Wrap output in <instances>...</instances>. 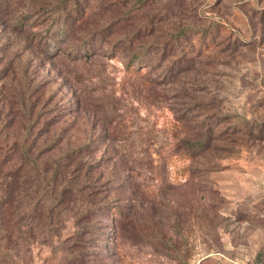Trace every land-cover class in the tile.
<instances>
[{
	"label": "rangeland",
	"instance_id": "obj_1",
	"mask_svg": "<svg viewBox=\"0 0 264 264\" xmlns=\"http://www.w3.org/2000/svg\"><path fill=\"white\" fill-rule=\"evenodd\" d=\"M55 1L0 0V178L16 164L34 175V185L48 184V195L25 188L8 194L0 179V264H264V0H78L88 16L75 27L79 35L110 18L111 40L145 24L151 35L141 41L154 42L183 25L227 28L203 41L211 47H186L188 71L164 81L160 66L175 62L171 52L158 62L157 50L143 77L103 49L89 62L72 57L68 45L45 55L31 40V26L43 22L41 5ZM225 36L236 39L232 51ZM79 40L68 43L77 47ZM27 117L31 134L23 131ZM209 117L212 145L189 160L177 145L198 138ZM67 128L73 146L109 138L102 150L70 162L83 174L106 158L105 168L87 173V184L120 170L131 178L96 201L114 197L128 206L129 193L136 200L132 210L123 208L128 222L97 217L101 230L88 246L76 245L75 209L62 205L60 178L51 170L61 153L54 140ZM11 137L33 141L13 152ZM170 156L178 158L165 168Z\"/></svg>",
	"mask_w": 264,
	"mask_h": 264
},
{
	"label": "trees",
	"instance_id": "obj_2",
	"mask_svg": "<svg viewBox=\"0 0 264 264\" xmlns=\"http://www.w3.org/2000/svg\"><path fill=\"white\" fill-rule=\"evenodd\" d=\"M86 11L87 8L84 10V8L78 6V0H56L54 4L49 3L47 5H41L40 12L43 16V22L41 24L32 23L31 40L35 41L39 46H41L42 52L48 56L56 55L61 51L63 45H68V52H70V55L72 54V57L77 58L76 60H84L86 62L90 61V57L93 53L98 54L99 52L97 51L103 49L106 55L121 59L125 64V70L138 77L144 76L143 71H145V69L148 71L153 70V54L156 55L157 53L155 52L157 50L160 52V58L158 62H160V59L166 61L167 57H169V55L172 53L170 56L175 59V62L171 63L172 67L170 65V67H162V65L160 66L161 68L166 69L165 72L159 75V81H164L174 77V75H179L181 72L188 71V62L183 60V55L186 53V47H188V49H192V43L194 41H196L199 48L201 46L205 48L209 46L211 47L214 44H203L205 43L203 41H207L208 38L212 41L214 35H225L227 31V28L222 30V26L219 27V24H215L210 29L203 28L199 30L196 29L199 27L183 25L179 26L177 30L173 32L168 31L162 42H154L150 40L141 41L144 37H149L151 35H147L148 24H145L144 27H136L132 30V32L119 34L118 38L111 40V36L116 33V30H113L112 26L109 27V25H111L110 22L114 23V21H116L113 18H110L111 20L108 22L109 24L107 26H105V23L107 22H104L100 27L98 26L96 30L89 29L83 35H79L76 32L75 27L78 24V21H87L88 16L86 15ZM71 36H77L80 38V43L77 47L69 45L68 41ZM224 38L225 44L223 43L224 40L222 43L224 44L225 50L232 51L235 49L237 46L236 39L230 41L229 36H225ZM149 81L156 83L155 80ZM26 101L28 100H23V104L21 102V104L24 105V109H27L26 107H28V102ZM30 105L32 107L33 104L30 103L29 106ZM177 121L179 122L181 119L178 118ZM212 122V117H209L207 123L203 122V129L199 131L200 134L198 138H186L179 141V144L177 145L178 148L184 152V156L188 157L189 160L199 157L210 149L213 139L211 138V133H213L212 129L215 127V125H212ZM34 129L35 125L31 121V117H27V123L23 131L27 132L28 130V134H31ZM65 130L61 129V133H59L63 134L64 136H59V138H55L54 140L60 147L59 150L61 153L59 154L60 157L55 159V161L57 160L55 163L58 166L51 168V170L54 172L55 178L58 180L60 178L57 186L59 187L60 193L62 194V205H64L65 208L66 206L70 205L72 212L73 208L75 209L73 212V218L76 222H74L76 227V234L74 237L76 245H80L81 242H83V245L88 246V243H90L92 240L93 234L101 230L100 224H98V221H96L97 217L104 216L106 214L114 220L116 215L119 216L122 221L128 222L130 214H125L123 212V208L132 210L136 200L132 197L133 193H129V197L126 199V201L130 203L128 206L121 205L118 199L114 197L111 200L96 201L97 198L95 196L97 194H101L106 190H111L115 185L122 186V184L129 181L131 178L127 174L124 178L121 174V170L119 169L120 173L112 172L111 175L101 183L88 182L87 184V173L89 171L94 173V171L98 168H105V163H107L106 158H102L103 156H101L98 159L96 166L95 164H91L85 167L83 174V167L77 168V170H70V162L78 159L80 156H82V154L84 155L88 152H97L102 150L104 145L103 141L105 139L109 141V138H84L80 143L73 146L70 142L71 138L64 134H68L71 130L68 128ZM235 130L237 129L235 128ZM11 138L14 139L10 141L9 150H13V152L15 147L20 148L25 145V143H28V140H30L29 142L33 141L31 138L25 137V140L23 139V142L21 143V138ZM51 140H53V138H51ZM21 151L22 158L27 159V157L30 155L29 152L31 151V146L27 149V151L25 149H22ZM173 158L175 159L178 157L170 156L166 159V162L163 164V166L166 168L168 163L171 162ZM15 166L17 165L14 164L10 172L6 174V176L3 175L0 178L2 179L6 193L9 194L10 191H14L16 188H25L24 190L26 192H30L33 195L42 196L43 194H46L45 189L48 185L47 183L49 182H46L47 185L40 188V184L34 185L36 182L35 178H33L34 175L21 172L22 169ZM125 171L126 170H124V172ZM75 173L77 174L75 175ZM128 185L129 187H132L133 191L137 192V190H139V186L136 185V183L127 184V186ZM69 187L71 189L68 191L66 188ZM87 189L89 192L84 194ZM97 190L99 192H97ZM64 195L68 196L66 200L63 198ZM60 201L62 203V200ZM40 202L41 200L38 201V203ZM85 237L88 238L84 240Z\"/></svg>",
	"mask_w": 264,
	"mask_h": 264
}]
</instances>
